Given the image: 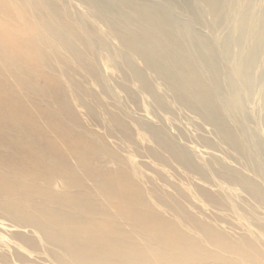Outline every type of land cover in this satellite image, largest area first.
<instances>
[{"label":"bare ground","instance_id":"bare-ground-1","mask_svg":"<svg viewBox=\"0 0 264 264\" xmlns=\"http://www.w3.org/2000/svg\"><path fill=\"white\" fill-rule=\"evenodd\" d=\"M90 1L106 18L121 45L137 53L146 67L176 94L203 102L208 118L217 124L219 135L235 143L222 117H226L223 112H229L234 122L239 120L233 111L237 104L229 100L222 85L231 86L234 79L241 82L247 97V116H252L250 125L258 128L264 142V115L258 113L259 107H264V66L255 63L254 51L248 58L242 56L240 48L241 56L225 61L218 22L210 41L199 38L190 30L188 20L176 5L177 0H158L156 4L133 8L112 4L110 0ZM192 3L213 21L226 17L232 22L237 11L230 0H192ZM260 3L261 0L257 2ZM165 4L175 9V13L170 14ZM190 5L185 2L187 9ZM6 10L7 6L0 4V211L9 215L10 222L0 221V227L15 231L14 237L31 249L36 246L37 234L47 245L64 253L65 258L53 256L61 263L244 264L240 259L233 260L208 248L196 232L191 233L187 228L198 230L209 245L253 261L240 246L195 216L184 213L185 219L176 220L172 213L165 215L140 188L145 181L132 176L119 155L112 153L107 158L102 155L98 134L93 129L76 130L72 126L71 122L76 124L77 120L67 88L52 73L56 69L43 58L42 51L34 48L33 38L26 39L1 14L2 11L6 16ZM257 17L260 28L264 29V7L257 8L249 20ZM47 30L62 44L69 43L67 35L60 30L50 27ZM34 43L37 45L35 38ZM76 60L83 62L80 55H76ZM218 61L223 63L218 65ZM241 64L244 66L240 67ZM206 71L210 74L211 87L201 80ZM226 74L231 76L230 80L224 79ZM6 76L12 77L13 82H8ZM20 90L28 94L21 95ZM34 92L50 93L57 110L44 107L39 114L30 111L29 94ZM252 99L254 105H250ZM135 116L145 114L140 111ZM236 144L246 170H252L264 180L260 143L255 144L258 149ZM165 145L195 169L183 148L176 150L171 143ZM188 147L197 155V148ZM202 151L204 154L199 156L210 157L206 162L219 161L226 169L221 179L239 185L252 200L261 203L258 184L230 168L244 165L224 163L219 150ZM220 183H215L213 189L236 194V187ZM201 193L210 197L207 190ZM223 228L235 231L244 242L250 243L249 233L239 232L241 228L234 225ZM15 255L16 261L25 260L26 254L14 250ZM20 257L23 260L19 261Z\"/></svg>","mask_w":264,"mask_h":264},{"label":"rangeland","instance_id":"rangeland-1","mask_svg":"<svg viewBox=\"0 0 264 264\" xmlns=\"http://www.w3.org/2000/svg\"><path fill=\"white\" fill-rule=\"evenodd\" d=\"M110 1L118 6L133 8L136 5L156 4L158 0ZM252 1L230 0V5L237 8L232 22L230 19L227 21L226 17L213 21L209 14L201 13L192 0H177L176 5L188 20L190 30L203 40L212 39V29L218 22L225 61L241 56V48L242 56L250 58L251 51H254L255 63L264 66V29L260 28L259 17L254 21L249 20L257 8L264 7V0L251 5ZM185 2H189L191 8L187 9ZM0 4L7 6L6 16L2 11L1 14L26 39L33 38L34 48L41 50L43 58L56 69L52 73L67 88L77 120L76 124L71 123L76 130L93 129L98 134L102 155L105 158L112 153L119 155L129 173L145 181L140 188L165 215L172 213L176 220L185 219L184 213L195 216L224 234L232 244L240 246L255 263L209 245L198 230L187 228L191 233L196 232V236L208 248L233 260L240 259L244 264H264V214L259 213L264 211V180L252 170H246L242 155L236 149V143L257 149L255 144L260 143L259 158L264 168V142L258 128L250 125L252 116H247V97L241 82L234 79L231 86L222 85L229 94V100L237 104L233 106V111L238 114L239 120L234 122L229 112H223L226 117H222L235 143L219 135L217 124L208 118L203 102L176 94L162 78L146 67L137 53L121 45L106 18L90 0H0ZM164 8L170 14L176 11L167 4ZM49 27L65 33L69 43L62 44L56 35L47 30ZM215 50L219 52L220 47L216 45ZM76 55H80L83 62H78ZM126 59L127 62L124 61ZM209 75V72H204L201 80L211 87L213 84ZM230 78L226 74L224 79ZM6 79L13 82L10 76H6ZM18 93L28 94L26 90ZM29 96L31 101L27 105L30 111L39 114L44 107L57 110L50 93L34 92ZM252 100L250 105L255 104V100ZM140 111L145 116H135ZM258 113L264 115V107H259ZM259 123L262 126L261 120ZM166 143H171L176 150L183 148L195 169L172 153ZM189 145L197 148V155L190 151ZM202 149L221 151L224 163L238 162L244 165L230 168L258 184L261 203L252 200L239 185L221 179L220 175L226 169L219 165V161L206 162L210 157L199 156L204 154ZM220 181L224 186L236 187V194L214 190L213 185ZM202 190H207L210 197L202 194ZM0 221L10 222L9 215L0 211ZM226 225L241 228L239 232H248L250 243L244 242L235 231L224 229ZM14 233L0 227V264H73L56 261L53 256L65 258L64 253L47 245L37 234L36 246L31 249L15 238ZM14 250L26 254L25 260L16 261ZM29 251L39 257H34ZM20 260L23 258L20 257Z\"/></svg>","mask_w":264,"mask_h":264}]
</instances>
